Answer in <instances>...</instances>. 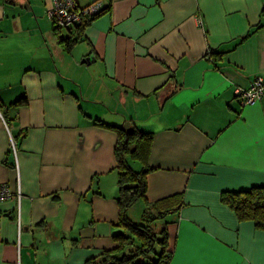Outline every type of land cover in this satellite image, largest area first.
<instances>
[{
	"label": "crops",
	"instance_id": "1",
	"mask_svg": "<svg viewBox=\"0 0 264 264\" xmlns=\"http://www.w3.org/2000/svg\"><path fill=\"white\" fill-rule=\"evenodd\" d=\"M51 3L0 0V184L20 191L0 202V264H87L118 245V137L98 120L153 133L140 200L181 194L170 264H264V231L221 202L264 185V95L236 97L264 76V0H78L103 13L71 50Z\"/></svg>",
	"mask_w": 264,
	"mask_h": 264
},
{
	"label": "trees",
	"instance_id": "2",
	"mask_svg": "<svg viewBox=\"0 0 264 264\" xmlns=\"http://www.w3.org/2000/svg\"><path fill=\"white\" fill-rule=\"evenodd\" d=\"M82 9V8H81ZM84 10V9H82ZM85 14L82 23L74 27L66 28L68 35L63 37L62 30L53 23L54 35L58 42L66 50H71L76 44L85 41V30L91 25L95 18L101 15ZM221 52L210 50L206 56L217 60ZM20 99L12 105L23 103ZM3 108V105H0ZM97 124L109 128L117 134L118 141L115 148L117 161L118 188L117 203L119 207V224L124 231L114 235L118 245L104 251L100 260H89L87 264H170L173 252L169 250V235L167 223L159 231L161 238L149 224H139L128 216V210L140 199L147 202L148 190L147 175L151 167L149 165L150 152L153 145V133L141 130L134 122L129 125L116 126L97 121ZM133 162L140 164V170L133 166ZM181 194H175L148 206L156 210V215L149 208L144 211V221L149 223L154 219H165L174 211H179ZM221 202L228 206L240 222L251 221L254 226L264 231V185L253 186L246 190L224 191L221 194ZM156 245L159 250H156Z\"/></svg>",
	"mask_w": 264,
	"mask_h": 264
},
{
	"label": "built area",
	"instance_id": "3",
	"mask_svg": "<svg viewBox=\"0 0 264 264\" xmlns=\"http://www.w3.org/2000/svg\"><path fill=\"white\" fill-rule=\"evenodd\" d=\"M51 7L47 11L48 18L61 28H70L82 23V18L88 14V10H82L78 6V0H51ZM264 95V76H256L247 88H238L236 97L241 106L254 105L262 99ZM10 134L12 150L16 152V140ZM18 198L20 191L12 192L7 184H0V202Z\"/></svg>",
	"mask_w": 264,
	"mask_h": 264
},
{
	"label": "rangeland",
	"instance_id": "4",
	"mask_svg": "<svg viewBox=\"0 0 264 264\" xmlns=\"http://www.w3.org/2000/svg\"><path fill=\"white\" fill-rule=\"evenodd\" d=\"M62 34H65L66 31L65 30H62L61 32ZM81 43V42H80ZM82 45V44H81ZM87 59H89L87 57ZM83 60V59H82ZM83 62V61H82ZM90 62V61H89ZM88 63V62H87ZM104 88V87H103ZM133 166L135 168H139L140 167V164L137 163V162H133L132 163ZM145 210V205L143 203L142 200H139L132 208L131 210L129 211V217L136 223H139V224H149L151 226V228L154 229V231L158 234V237L161 238V235L159 234V231L162 229V227L164 226V223L165 221H167L168 219V216L163 220V219H154L153 221L147 223V222H143L141 221V216L140 214L142 213V211ZM152 213L154 215H156V211H153L152 210ZM156 250H159V246L156 245Z\"/></svg>",
	"mask_w": 264,
	"mask_h": 264
},
{
	"label": "water",
	"instance_id": "5",
	"mask_svg": "<svg viewBox=\"0 0 264 264\" xmlns=\"http://www.w3.org/2000/svg\"><path fill=\"white\" fill-rule=\"evenodd\" d=\"M93 61H95V59H92ZM90 61V58L89 59H87V58H85L84 60H83V62H89Z\"/></svg>",
	"mask_w": 264,
	"mask_h": 264
}]
</instances>
